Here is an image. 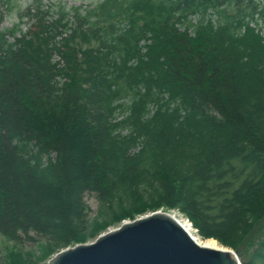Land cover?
Returning <instances> with one entry per match:
<instances>
[{"label": "trees", "instance_id": "16d2710c", "mask_svg": "<svg viewBox=\"0 0 264 264\" xmlns=\"http://www.w3.org/2000/svg\"><path fill=\"white\" fill-rule=\"evenodd\" d=\"M0 4L13 13L20 0ZM44 9L27 0L0 27V233L18 246L30 233L79 240L94 193L108 223L178 210L244 264H264V0ZM197 14L194 36L178 31Z\"/></svg>", "mask_w": 264, "mask_h": 264}, {"label": "water", "instance_id": "95a60500", "mask_svg": "<svg viewBox=\"0 0 264 264\" xmlns=\"http://www.w3.org/2000/svg\"><path fill=\"white\" fill-rule=\"evenodd\" d=\"M48 264H244L230 249L199 244L173 215L124 223L94 243L56 254Z\"/></svg>", "mask_w": 264, "mask_h": 264}, {"label": "rangeland", "instance_id": "374dc122", "mask_svg": "<svg viewBox=\"0 0 264 264\" xmlns=\"http://www.w3.org/2000/svg\"><path fill=\"white\" fill-rule=\"evenodd\" d=\"M45 5L52 7L54 13L59 11V9L65 8L66 11H69L73 7H93L96 6L101 0H43ZM27 0H20V7L17 11L11 12L5 4H0V18L3 16L1 28L3 27H12V25L20 22V14L26 12ZM46 9V8H45ZM44 9V10H45ZM58 13V12H57ZM36 24V18L33 16L27 17L24 20L23 29L26 30L29 26ZM81 46L87 47L86 44L80 42ZM92 46H97V43L93 41ZM53 160H56L57 155L53 154ZM84 205L88 209V224L84 230L82 237L79 240L71 241L67 245L60 242L50 243L46 238L37 237L35 234L30 233L28 235H23L20 238L19 246L14 242L9 241L3 234L0 233V264H12L11 260L13 257L19 258L17 251L22 252L21 264H48V262L58 253L68 249L73 248L78 245H88L94 243L100 236L114 231L120 228L124 223L133 222L137 219L149 216L156 212H166L171 215L180 218L181 220L189 221L193 227L194 234L197 235L198 239L202 242H206L210 239H205L200 235L198 229H196L193 223L180 211L168 208H160L157 211L151 209L147 210L143 214H135L132 217L126 218L119 222L108 223L103 220L99 215V210L101 206L100 199L94 193H86L84 196ZM219 248H225L233 250L225 245H222L218 240L214 239ZM21 243V244H20ZM53 245V248L50 246ZM234 251V250H233ZM16 252V254H14Z\"/></svg>", "mask_w": 264, "mask_h": 264}, {"label": "bare ground", "instance_id": "6f19581e", "mask_svg": "<svg viewBox=\"0 0 264 264\" xmlns=\"http://www.w3.org/2000/svg\"><path fill=\"white\" fill-rule=\"evenodd\" d=\"M174 217L176 219H178L184 225V227L187 229V231L194 237V239L199 244H201L202 246H205V247H209V248H216V249L219 248L218 243L214 239L207 240L206 242H202L200 239H198L197 235L194 234L193 227H192V225L190 224L189 221L181 220L180 218H177L176 216H174Z\"/></svg>", "mask_w": 264, "mask_h": 264}, {"label": "built area", "instance_id": "2783aa9c", "mask_svg": "<svg viewBox=\"0 0 264 264\" xmlns=\"http://www.w3.org/2000/svg\"><path fill=\"white\" fill-rule=\"evenodd\" d=\"M198 19H199V18H198L197 16H196V17H193V18L191 19V20H192V23L196 25V24L198 23ZM143 44H144V43H143ZM143 52H146V50L144 49Z\"/></svg>", "mask_w": 264, "mask_h": 264}]
</instances>
